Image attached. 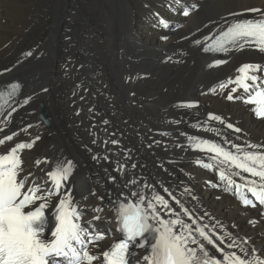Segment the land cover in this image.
Instances as JSON below:
<instances>
[{
	"label": "bare ground",
	"instance_id": "bare-ground-1",
	"mask_svg": "<svg viewBox=\"0 0 264 264\" xmlns=\"http://www.w3.org/2000/svg\"><path fill=\"white\" fill-rule=\"evenodd\" d=\"M169 3L170 0H0V80L13 83V77L20 78L25 87L12 104L17 111L0 138L12 132L24 133L20 129L32 126L27 137L22 134L24 140L6 142L0 146V153L17 142H30L39 136L34 148L22 154L24 168L35 171L38 158L73 161L74 171L67 187L74 188L77 199L98 187V180H107L105 168L111 172L115 167L110 161H94L93 155L107 154L111 161L124 163L127 158L122 150H127L131 155L126 162L128 178L147 177L151 183L160 180L170 188L179 185L180 180L187 182L179 171L184 168L195 176L190 186L200 204L197 206L190 197H180L182 185L175 187L173 194L186 207H195L199 215L207 211L234 235L248 237L253 246L264 249V210L245 207L220 188L208 187L205 181L216 182V176L187 162L197 156L203 158V153H185L174 147L186 142L181 132L219 142L214 134L191 127L197 120L202 123L209 112L224 116L242 129L240 133L228 130L234 142L264 143V119L254 115L253 105L226 100L231 86L223 95H202L219 82L234 78L241 64L264 63V53L245 49L211 57L201 54L202 46L192 43L193 38L203 40L221 30L225 20L231 22L234 17L229 13H244L235 19L255 18L257 14L244 10L264 9V0H184L186 5L198 4L189 17L170 11ZM157 13L170 22L169 29L157 26ZM164 36L168 39H162ZM214 59L229 62L208 68ZM190 100L198 101L200 107H176ZM7 111L10 109L0 114V121ZM39 113L43 114L42 121L38 120ZM176 120L181 123H170ZM162 132L170 135L162 136ZM93 139L97 144H92ZM111 139H118L120 144H104ZM154 141L161 144L157 146ZM182 157L187 160L182 162ZM133 162L137 164L135 169L131 168ZM161 163L163 168L159 167ZM42 167L47 170L46 165ZM168 172H175V176ZM115 175L119 177L120 173ZM156 187L168 198L159 185ZM116 236L113 224L112 234L102 242L100 250ZM136 251L138 255L145 254ZM217 256L222 259L220 254Z\"/></svg>",
	"mask_w": 264,
	"mask_h": 264
},
{
	"label": "snow or ice",
	"instance_id": "snow-or-ice-1",
	"mask_svg": "<svg viewBox=\"0 0 264 264\" xmlns=\"http://www.w3.org/2000/svg\"><path fill=\"white\" fill-rule=\"evenodd\" d=\"M168 6L170 11L183 17H189L198 8V4L186 5L184 0H170ZM244 11L257 15L251 19H235L244 13H229L234 19L231 22L225 20L214 39L209 35L203 40L193 38L192 43L202 46L204 53L229 55L245 49L264 53V9ZM156 15L157 26L169 29L170 22L159 13ZM228 62L214 59L207 67L211 69ZM236 73L234 78L219 82L202 95H223L231 86L225 99L253 105L251 111L254 115L264 119V63H243ZM21 88L19 82H13L0 90V113L10 109L0 121L3 125L0 133L11 123L12 114L17 111L12 104ZM24 103L27 104L28 100L25 99ZM176 107L191 110L200 105L198 101L190 100L179 102ZM103 123L106 125L108 121ZM170 123L178 125L181 121ZM31 127L28 125L20 131L27 132ZM191 127L214 134L219 142L181 132L186 142L176 143L175 148L185 153H203V158L197 156L194 160H187L182 157L181 161L187 160L215 175L216 182L205 181L208 187L220 188L245 207H264V143L234 142L229 138L228 130L240 133L242 129L213 112H209L202 123L197 120ZM161 135L170 133L162 132ZM17 136L18 132L3 135L0 146ZM39 139L36 136L30 142H17L0 153V264H264V249L253 246L250 238L234 235L222 221L207 211L199 215L195 207H186L185 202L173 194L174 188L182 185L180 197H190L197 206L200 204V198L190 186L195 176L184 168L179 171L187 182L180 180L179 185L170 188L160 180L151 183L147 177L128 178L126 162L131 160V155L127 150H122L127 158L124 163L111 161L107 154L93 155L94 161H110L115 167L111 172L105 168L107 180L103 183L98 180V187L77 199L74 188L67 187L74 171L73 161L38 158L34 162L35 171L24 168L22 154L25 150H32ZM235 139L238 141L240 137ZM109 143L119 145L120 141H104L105 145ZM154 143L159 146L161 141ZM92 144H97V140L93 139ZM169 163L174 166L176 162ZM42 165H46L47 170ZM159 167L163 168V163ZM131 168H137V164L133 162ZM116 172L120 173L119 177ZM168 175L175 176V172H168ZM156 185L168 198L157 190ZM170 200L175 202L174 205ZM101 224L107 227L101 228ZM113 224L121 238L114 239L109 247L100 250L102 242L112 234ZM226 240L229 242L225 243ZM136 250L145 254L138 255Z\"/></svg>",
	"mask_w": 264,
	"mask_h": 264
},
{
	"label": "rangeland",
	"instance_id": "rangeland-1",
	"mask_svg": "<svg viewBox=\"0 0 264 264\" xmlns=\"http://www.w3.org/2000/svg\"><path fill=\"white\" fill-rule=\"evenodd\" d=\"M89 25H91V24H89ZM19 80L21 81L20 78H16V77H13V79H12V81H19ZM6 83H8V81H6V80H2V79L0 80V84H6ZM23 88H25V87H23ZM39 108H40V107H39ZM38 116H39V117H38V120L42 121L43 114H42V113H41V114L39 113ZM43 124H44V123H43ZM22 134H23L25 137H27L28 132H26V133H25V132H24V133H18L19 136L14 137L13 141H15V140H16V141H17V140H24L25 138L23 137ZM21 135H22V136H21Z\"/></svg>",
	"mask_w": 264,
	"mask_h": 264
}]
</instances>
